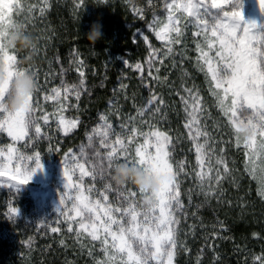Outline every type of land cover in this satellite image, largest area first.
I'll list each match as a JSON object with an SVG mask.
<instances>
[{
    "label": "snow or ice",
    "instance_id": "obj_1",
    "mask_svg": "<svg viewBox=\"0 0 264 264\" xmlns=\"http://www.w3.org/2000/svg\"><path fill=\"white\" fill-rule=\"evenodd\" d=\"M83 3L84 0H79L77 7ZM147 4L150 7L152 0H147ZM258 4L264 11V0H258ZM50 7V0L27 5L24 0H0V56L8 63L10 78L18 71H31L39 83L37 93L41 91L39 70L31 66L21 69L16 63L18 50L6 49L3 37L7 28L17 22L14 14L26 11L32 16L38 11L43 16ZM243 8L244 0H162L163 15L154 14L147 25L161 41V47L155 48L144 35L148 56L144 64L136 63L132 67L143 76L146 64L147 76L158 79V75L153 74L160 71L157 65L182 55L176 51V46L183 45L191 29L198 53L196 65L206 77L215 106L231 126L236 147L243 149L245 174L256 182L258 195L264 198V25L246 20ZM133 10L143 18V9ZM36 51L39 53V49ZM73 55L77 57L75 71L81 79L79 84H68L61 79L58 86L47 90L42 99L53 102L51 112L43 109L37 94L30 99L27 113L6 114L0 108V133H6L12 141L0 147V177L7 175L15 181L8 186L17 192L38 170H43L40 152L28 154L21 149L41 139L50 140L47 131L51 128L50 121H54L65 136L80 124L78 116L65 115L70 108H78V101L87 91L84 61L77 51L74 50ZM65 71L61 66V76ZM183 92L185 94L180 96L186 114L183 127L192 142L190 151L195 153L196 163L191 175L200 194L215 196L221 181L232 176V169L224 149L217 151L216 144L220 141L208 129L207 108L199 89L193 85L184 87ZM70 98L77 104H71ZM3 99L0 95V104ZM162 105L163 98L152 94L135 116L128 114L116 127L107 114H101L100 123L87 136L92 154L80 147L77 151L69 150L62 160L65 191L60 196L58 211L69 232H73L75 226L78 239L86 236L99 243L103 257L98 258L96 264H174L180 245L178 215H183L185 208L181 183L182 177H188L189 172L186 160L174 159L173 136L144 119L146 113L149 118L160 113ZM245 113L250 114L248 122L256 128L257 134L242 141L235 134V128L237 120ZM137 116L147 126V131L135 126ZM19 142L24 143L18 147ZM121 162L143 168L159 178L157 204L150 211L140 205L143 192L128 185L120 189L109 182L112 164ZM85 178L90 181L87 185ZM98 179L104 182L102 188L96 187ZM109 194L115 199L110 200ZM188 202L191 204V197ZM10 212L19 215L15 207ZM51 231L59 232L60 229L53 227ZM253 264H264V253L254 256Z\"/></svg>",
    "mask_w": 264,
    "mask_h": 264
},
{
    "label": "trees",
    "instance_id": "obj_2",
    "mask_svg": "<svg viewBox=\"0 0 264 264\" xmlns=\"http://www.w3.org/2000/svg\"><path fill=\"white\" fill-rule=\"evenodd\" d=\"M50 4L43 16H29L26 12L19 20L22 19L28 31L38 38L39 53L34 62L26 65L38 69L41 79L58 66L59 61L66 69V81L79 84L81 78L75 71L77 57L73 51L84 60L87 91L82 94L76 110L80 124L61 144L65 151L89 148L87 136L99 123L103 112L120 109L123 112L124 107L130 110L134 105H146L154 89L161 90V95L166 97L164 118L155 123L173 136V144L178 143L180 159L188 154L189 162L195 164V155L190 151L191 144L180 121L182 102L172 90L174 77L182 76L179 69L191 70L189 79L203 97L209 130L220 141L217 147L222 148L221 143H226L227 136L220 127H215V119L221 113L208 91L204 73L194 62L198 54L191 31L187 32L183 45L176 46V51L182 53V66L179 55L174 61L166 59L163 65H157L159 73H153L159 77L156 80L147 76L146 64L143 76L132 67L136 63L144 64L148 56L144 35L151 45L161 47L147 25L154 14L163 15L162 0H152L150 7L147 0H84L79 7V0H50ZM134 8L143 9V18ZM97 21L102 24L103 37L93 46L86 33ZM18 55L20 58L25 53L18 52ZM233 146L234 143L227 145V149L232 150L228 159L232 176L222 180L217 195L204 197L205 202L198 201L194 208L198 217L179 230L182 246L178 245L175 264H253V257L264 253V198L258 195L256 182L244 172L242 149ZM180 148L184 150L182 154ZM191 181L189 177L182 178L185 198L192 188ZM12 191L0 185V264H96V260L103 257L95 243L77 240L67 231H39L25 219L11 220L6 205ZM194 205L190 206L191 210Z\"/></svg>",
    "mask_w": 264,
    "mask_h": 264
},
{
    "label": "rangeland",
    "instance_id": "obj_3",
    "mask_svg": "<svg viewBox=\"0 0 264 264\" xmlns=\"http://www.w3.org/2000/svg\"><path fill=\"white\" fill-rule=\"evenodd\" d=\"M24 2L27 5L29 3H38V0H24ZM243 12H244V16H245L246 20H248V21L255 20V21H257L258 24L264 25V11H261V9L259 8L258 0H244ZM25 13H26V11L21 12L18 15L14 14L13 18L17 22H22V19L25 16ZM34 14H39V13L37 11ZM21 16H22V19L19 20V18ZM189 31H191V29H189ZM151 34L155 37L153 32H151ZM157 41L159 43H161V41H159V40H157ZM154 47L160 48L157 45H154ZM194 48H195V46H194ZM178 57H181L179 59L181 60L180 66H182L183 62H184L182 60V56L179 55ZM18 58H19V55H18ZM194 62L196 64L195 58H194ZM21 67L28 68V66L26 64L21 65ZM76 67H77V64H76ZM196 67L198 68L197 65H196ZM179 72L182 76L176 75L174 77V79L172 80L173 81L172 90L176 91V95H178V93H179V96H182L185 94L183 92V88L184 87H192L194 84H192L190 79H189L191 70L189 71L188 69H183V70L179 69ZM66 76H67L66 71L64 72L63 76H61V65L59 64V62H58V66H56L55 68H52L51 71L48 72L44 76L45 78L41 79V76L39 75V82H40L41 91L39 93H37V95L41 97V105L45 111L51 112L53 110V102L43 101V99H42L43 95L51 87L58 86L60 84L61 79H64L66 81L67 80ZM46 77H47V80H46ZM67 83L68 84H74V83H71V81H68ZM160 91L161 90L152 89L150 95L156 94L157 96L163 98L164 105L160 106L161 112L158 113L157 115H155L154 117H151V118H149L148 114L146 113L144 119H149V122L151 124L155 125L156 127L160 128L162 130L161 125L155 123V120H161L164 118L163 108L166 106V97H165V95L162 96ZM71 104L76 105L77 101L75 99H71ZM144 105L141 104L137 107H135V105H134L133 107H131L130 110L124 107L125 110L123 112L121 111L122 109H120V110H116V111H113L110 113L109 112H103L102 114H107L110 118V122H112L113 126L116 127L122 120H126L128 114L135 116L137 109L144 107ZM182 106H183V104H182ZM79 107H80V100L78 101V108H70V110L67 113H65V115L69 116V117L76 116V113H77L76 110H78ZM117 113H118V115H117ZM180 115H181L180 121H182V124L184 125L185 120H186V114L184 111H182V113H180ZM205 115H206V120H207V124H208V129H209L210 124L208 122V116H207V114H205ZM212 120L214 121V118ZM140 121H141V118L137 116V118L134 122L135 126L142 131H147L148 130L147 126L142 124ZM221 121H222V123L220 124L219 127L221 130H223L225 136H227V141L224 140L226 143H221V146L224 149V155L227 157V159H229L230 158L229 152H231L232 150L227 149L228 143H234L233 147H235V149H238V150L242 149V147L241 148L236 147L235 138H234V134H233V131L231 129V126L228 125L226 120L222 117V115L219 114L215 119L216 125H218ZM50 123H51V128L47 129L48 134L51 137L50 140L49 139H41L38 142H34L32 144H29V147L27 149H23V148L21 149L22 151H24L28 154H31L34 151L40 152L41 162L43 163V170H38L35 173V175L33 176L32 180L27 185H24L21 187V189L19 191L20 195L17 194V191L15 188H11V189H13V191H12L11 195H9V197L7 198V205H6L7 211L11 215V220L19 221V220L25 219L28 222L27 224H31V226L33 228H35L39 231H42V230L51 231V228L59 227L60 231H64V232L67 231L69 234H72L75 237V239L78 240V238L75 235V226H74V231L69 232L67 230L68 226L64 222V217L58 211V209L61 208L60 196L65 191V178L63 176L62 160L64 159L65 154L69 152V150L65 151L61 144L64 142L65 138L72 135L76 131V129L74 131L70 132L67 136H65L62 131H58V129L56 127V123L54 121H50ZM99 123H100V121H99ZM42 127H44V126L42 125ZM92 129H91V131H92ZM117 131H119L118 128H117ZM186 134H187V130H186ZM187 138H188V135H187ZM188 140H189V138H188ZM189 142H190L191 148H192V142L190 140H189ZM9 143H12L11 138L7 137L6 133H0V147H3L4 145L9 144ZM23 143L24 142H19V144L17 146L19 147L20 144H23ZM217 146H218V143L216 144V148H217V151H219L220 148ZM84 148H85V151L89 155L92 154L93 149H89L87 147H84ZM174 149H175L174 153H173L174 159L179 160L181 156H179V154H178V143L174 144ZM73 151H77V150H73ZM183 151L184 150L182 148H180L181 154ZM242 151H243V149H242ZM193 155H195L194 152H193ZM178 156H179V158H177ZM180 160H186L187 161L186 170L189 172L188 177L191 178V180H192L190 183V187H192V188H189L192 191L191 192L188 191L189 194H186L187 195L186 198L184 197V192H183V190L185 189V186L181 183V199L185 205V208L183 209V215H178V219L180 220L179 230L181 231V228L185 223L190 224L191 219L198 217L197 211H196V209L194 210V208H196L198 206L199 200L204 201L203 198L205 196L200 194L198 189H196L194 178L191 175V170L196 167V163L191 164V162H189L190 157L188 154L183 155V157ZM229 167H230V165H229ZM182 178H184V177H182ZM89 182H90L89 178H85L84 183L87 185ZM10 183H15V181H11L9 179V176L6 175L3 177H0V185L1 186L9 187L8 185ZM103 183H104L103 181H100L98 179L96 181V187L102 188ZM222 184H223V181L220 183V186H222ZM128 187L132 188L133 190L136 189L134 185H128ZM219 193L222 194V191ZM189 197H191V204H189V202H188ZM109 198H110V200H114L115 196L113 194H109ZM191 205H194V207L192 209L193 211L190 208ZM12 207L19 209V215H13L10 212V209ZM79 240L87 241L89 243L91 242L92 244L95 243V246H97L99 248V252L102 253L100 251V246H99L98 242H92L86 236L80 237ZM102 256H103V254H102ZM92 264H93V262H92ZM174 264H175V259H174Z\"/></svg>",
    "mask_w": 264,
    "mask_h": 264
},
{
    "label": "clouds",
    "instance_id": "obj_4",
    "mask_svg": "<svg viewBox=\"0 0 264 264\" xmlns=\"http://www.w3.org/2000/svg\"><path fill=\"white\" fill-rule=\"evenodd\" d=\"M102 37V24L99 21L94 22L91 29L86 33L89 44L94 46ZM38 43V38L32 35L22 22L13 23L7 28L3 37V45L6 49H15L25 53L16 61L21 69H27L21 65L34 62ZM8 69V63L3 56H0V95L4 98L0 108L6 114L27 113L30 107V99L39 91V83L31 71H18L10 78ZM250 119V114L245 113L236 122L235 134L242 141L251 139L257 134L256 128L248 122ZM109 182L120 189L126 185H134L138 191L143 192L140 205L146 211H150L157 204L160 180L154 173L128 162L113 163Z\"/></svg>",
    "mask_w": 264,
    "mask_h": 264
},
{
    "label": "bare ground",
    "instance_id": "obj_5",
    "mask_svg": "<svg viewBox=\"0 0 264 264\" xmlns=\"http://www.w3.org/2000/svg\"><path fill=\"white\" fill-rule=\"evenodd\" d=\"M40 209V208H39Z\"/></svg>",
    "mask_w": 264,
    "mask_h": 264
}]
</instances>
